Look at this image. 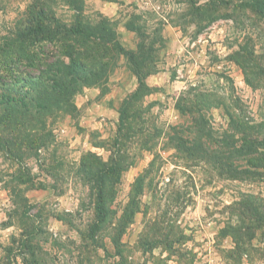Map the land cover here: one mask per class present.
Segmentation results:
<instances>
[{
	"label": "rangeland",
	"instance_id": "374dc122",
	"mask_svg": "<svg viewBox=\"0 0 264 264\" xmlns=\"http://www.w3.org/2000/svg\"><path fill=\"white\" fill-rule=\"evenodd\" d=\"M37 1L0 0V46ZM50 9L69 26L79 15L106 21L125 51L145 38L160 83L129 111L142 117L118 147L122 171L105 191L103 221L82 165L94 172L111 163L117 123L90 124L86 109L109 104L118 115L134 90L118 79L128 73L124 56L114 53L72 108L48 115L35 143L0 146V264H264V147L255 168L241 156L220 170L169 139L170 128L188 127L176 106L192 87L213 100L199 107L212 140L204 149L244 130L264 137V0H51ZM3 53L6 76L14 58Z\"/></svg>",
	"mask_w": 264,
	"mask_h": 264
},
{
	"label": "trees",
	"instance_id": "16d2710c",
	"mask_svg": "<svg viewBox=\"0 0 264 264\" xmlns=\"http://www.w3.org/2000/svg\"><path fill=\"white\" fill-rule=\"evenodd\" d=\"M50 5L51 0H38L32 4L11 37L4 38L0 46V61L5 57V50L14 58L8 75L5 76L0 68V146L11 151L35 143L36 132L45 127L48 115L54 117L72 108L73 97L79 89L98 84L112 67L114 53L124 56L127 68L136 77L137 86L117 111L116 156L110 158V164L103 163L94 172L85 163L82 165L84 175L96 187V217L103 221L106 217L105 191L112 186L110 178L114 182L122 171L119 162L124 152L118 147L135 135L128 130L131 123L134 129V121L142 117V112L137 109L132 116L129 111L150 88L145 79L155 71L148 64V55L153 50L145 43V38L139 37L137 49L125 51L106 21L91 24L80 20L79 15L75 25L63 24L52 14ZM76 9L78 14L83 10L82 6ZM262 13L264 15V10ZM195 90V87L189 88L180 97L183 105L178 103L176 108L181 115H189L191 120L188 127L170 128L171 142L190 157L196 152L208 155L211 163L220 170L237 167L233 163L241 156L247 160V165L255 168L260 159L255 156V149L264 147V137L258 140L244 130L238 140L215 141L212 148H203L205 140H211V134L203 127L204 117L199 113V107L212 105L213 100L208 98L207 92L195 93ZM231 173L234 175L236 170Z\"/></svg>",
	"mask_w": 264,
	"mask_h": 264
},
{
	"label": "crops",
	"instance_id": "0c3cea01",
	"mask_svg": "<svg viewBox=\"0 0 264 264\" xmlns=\"http://www.w3.org/2000/svg\"><path fill=\"white\" fill-rule=\"evenodd\" d=\"M127 71H128L127 75L120 76L118 78V79H121V80H119L120 81V84H125V82H127L129 84L132 83V84H134V87L133 88L135 90V88H136V85L135 84H137L136 77L134 76L133 73H131L129 71L128 68H127ZM161 73L163 74V72H161ZM159 74H160V71L155 72V73H152V74H150V75H148L146 77L145 83L147 84L148 87L151 88V87L156 86L157 84L160 83L159 80L157 79V76ZM118 90H121V89L118 87ZM94 91L96 92L95 95H97L98 89H94ZM84 102H85V99H84ZM95 104H97V103H95ZM99 107H102V112L101 113H98V114L97 113L95 114V112H93L92 111V108H90L89 106L87 107L86 111H87V113L90 111L89 112L90 115L89 116H86V117H89V120H90L89 123L90 124H95V126L103 127V125L107 124V121H108V120H106V117L109 118V119L112 117L111 119H112V121L114 123H117L118 122V117H117L118 115L116 116V113H115L114 109L111 106H109V104L100 105Z\"/></svg>",
	"mask_w": 264,
	"mask_h": 264
}]
</instances>
